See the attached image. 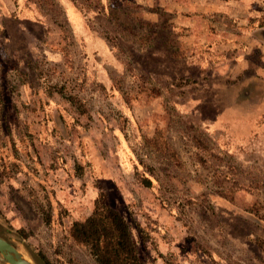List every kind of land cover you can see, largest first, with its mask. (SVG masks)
Masks as SVG:
<instances>
[{
  "label": "rangeland",
  "instance_id": "1",
  "mask_svg": "<svg viewBox=\"0 0 264 264\" xmlns=\"http://www.w3.org/2000/svg\"><path fill=\"white\" fill-rule=\"evenodd\" d=\"M262 31L264 0H0V238L96 264L101 189L145 264H264Z\"/></svg>",
  "mask_w": 264,
  "mask_h": 264
},
{
  "label": "trees",
  "instance_id": "2",
  "mask_svg": "<svg viewBox=\"0 0 264 264\" xmlns=\"http://www.w3.org/2000/svg\"><path fill=\"white\" fill-rule=\"evenodd\" d=\"M260 35L264 39L263 31ZM137 176L144 188L150 187L147 178ZM68 235L76 245L89 252L96 264H145L127 223L107 204L106 194L101 189L92 202L90 214L72 221Z\"/></svg>",
  "mask_w": 264,
  "mask_h": 264
},
{
  "label": "water",
  "instance_id": "3",
  "mask_svg": "<svg viewBox=\"0 0 264 264\" xmlns=\"http://www.w3.org/2000/svg\"><path fill=\"white\" fill-rule=\"evenodd\" d=\"M0 261L6 264H32L10 244L0 238Z\"/></svg>",
  "mask_w": 264,
  "mask_h": 264
}]
</instances>
